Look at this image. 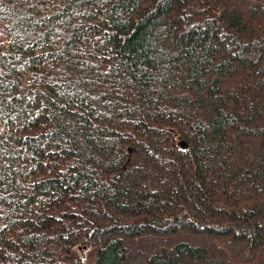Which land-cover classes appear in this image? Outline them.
Listing matches in <instances>:
<instances>
[{"label":"trees","instance_id":"trees-1","mask_svg":"<svg viewBox=\"0 0 264 264\" xmlns=\"http://www.w3.org/2000/svg\"><path fill=\"white\" fill-rule=\"evenodd\" d=\"M0 264H264V0H0Z\"/></svg>","mask_w":264,"mask_h":264}]
</instances>
